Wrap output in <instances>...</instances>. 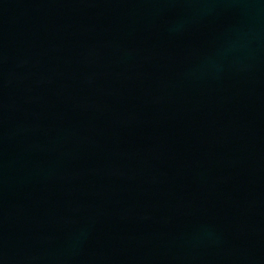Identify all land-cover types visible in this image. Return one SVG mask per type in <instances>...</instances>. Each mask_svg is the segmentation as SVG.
<instances>
[{
    "label": "water",
    "instance_id": "water-1",
    "mask_svg": "<svg viewBox=\"0 0 264 264\" xmlns=\"http://www.w3.org/2000/svg\"><path fill=\"white\" fill-rule=\"evenodd\" d=\"M0 264H264V0H0Z\"/></svg>",
    "mask_w": 264,
    "mask_h": 264
}]
</instances>
